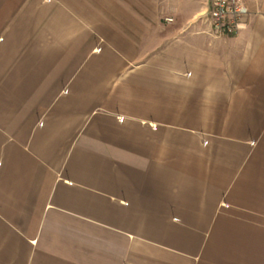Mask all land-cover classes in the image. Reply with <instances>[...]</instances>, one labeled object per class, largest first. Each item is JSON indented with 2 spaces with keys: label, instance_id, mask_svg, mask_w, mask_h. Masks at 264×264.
I'll list each match as a JSON object with an SVG mask.
<instances>
[{
  "label": "crops",
  "instance_id": "crops-1",
  "mask_svg": "<svg viewBox=\"0 0 264 264\" xmlns=\"http://www.w3.org/2000/svg\"><path fill=\"white\" fill-rule=\"evenodd\" d=\"M244 1L218 34L211 0H0V264H264Z\"/></svg>",
  "mask_w": 264,
  "mask_h": 264
},
{
  "label": "built area",
  "instance_id": "built-area-1",
  "mask_svg": "<svg viewBox=\"0 0 264 264\" xmlns=\"http://www.w3.org/2000/svg\"><path fill=\"white\" fill-rule=\"evenodd\" d=\"M247 13L244 0H211L209 11L211 27L218 34H234L242 17ZM165 20L170 22L172 19Z\"/></svg>",
  "mask_w": 264,
  "mask_h": 264
}]
</instances>
